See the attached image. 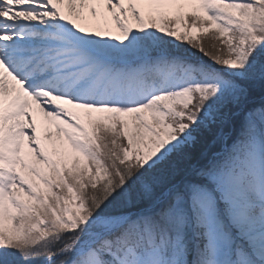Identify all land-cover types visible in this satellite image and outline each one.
Here are the masks:
<instances>
[{
  "label": "snow or ice",
  "instance_id": "obj_1",
  "mask_svg": "<svg viewBox=\"0 0 264 264\" xmlns=\"http://www.w3.org/2000/svg\"><path fill=\"white\" fill-rule=\"evenodd\" d=\"M0 264H264V0H0Z\"/></svg>",
  "mask_w": 264,
  "mask_h": 264
},
{
  "label": "rangeland",
  "instance_id": "obj_2",
  "mask_svg": "<svg viewBox=\"0 0 264 264\" xmlns=\"http://www.w3.org/2000/svg\"><path fill=\"white\" fill-rule=\"evenodd\" d=\"M42 121V114L38 116V125L40 124V122ZM41 134H43V128H40Z\"/></svg>",
  "mask_w": 264,
  "mask_h": 264
}]
</instances>
